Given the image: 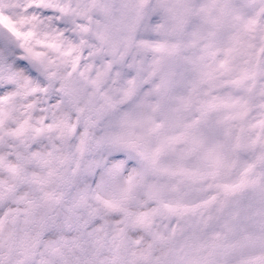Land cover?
Here are the masks:
<instances>
[{
    "label": "snow or ice",
    "instance_id": "obj_1",
    "mask_svg": "<svg viewBox=\"0 0 264 264\" xmlns=\"http://www.w3.org/2000/svg\"><path fill=\"white\" fill-rule=\"evenodd\" d=\"M0 264H264V0H0Z\"/></svg>",
    "mask_w": 264,
    "mask_h": 264
}]
</instances>
